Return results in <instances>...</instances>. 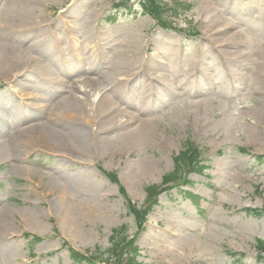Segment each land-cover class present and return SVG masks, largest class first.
I'll return each instance as SVG.
<instances>
[{
  "label": "rangeland",
  "instance_id": "1",
  "mask_svg": "<svg viewBox=\"0 0 264 264\" xmlns=\"http://www.w3.org/2000/svg\"><path fill=\"white\" fill-rule=\"evenodd\" d=\"M140 1L0 0V22H44L0 31L21 48L15 60L40 67L14 82L0 69V264H81L63 239L105 250L121 225L143 264H264V213L246 214L264 210V0H163L191 6L173 21L184 34L158 28ZM188 140L201 167L136 233L106 174L141 206Z\"/></svg>",
  "mask_w": 264,
  "mask_h": 264
},
{
  "label": "trees",
  "instance_id": "2",
  "mask_svg": "<svg viewBox=\"0 0 264 264\" xmlns=\"http://www.w3.org/2000/svg\"><path fill=\"white\" fill-rule=\"evenodd\" d=\"M140 4L143 13L151 16L157 25L160 26V28L166 31L175 29L171 27V22H169L168 18L175 17L177 15V7H168L166 4H163L161 0H142ZM198 157L199 153L197 151V147H195L192 143H187L186 148L174 158V170L172 173L163 177V185L179 179L180 175L182 174V170L186 166H194L198 160ZM106 176L110 179V181L117 183V179L114 174L108 173ZM163 190V188L158 186H150L146 188V206L144 208H138L135 204L131 203V201L127 198L125 191L120 188L119 191L125 199L127 212L133 218L138 229L142 227L146 214L149 212L151 206L155 203V199L158 194ZM252 213L256 215V212ZM125 231L126 227L113 230L110 237V242L112 244L111 247L105 251L97 248L89 256L81 255L68 247L70 258H72L73 262L75 263L86 264H99V262L104 261L108 264H140L136 262L134 253L132 255L128 254L131 253L127 251L129 244L128 242L130 241H127ZM64 246L67 247V244L64 243ZM256 250L259 259H264V255H261L264 254V242L256 241ZM132 251H135V249H132Z\"/></svg>",
  "mask_w": 264,
  "mask_h": 264
},
{
  "label": "bare ground",
  "instance_id": "3",
  "mask_svg": "<svg viewBox=\"0 0 264 264\" xmlns=\"http://www.w3.org/2000/svg\"><path fill=\"white\" fill-rule=\"evenodd\" d=\"M34 1H37V0H34ZM43 23L44 22L41 19H38V18L29 19L25 15H22V18L17 23L12 21V25L9 24L8 20H3L2 22H0V31L5 32V33H13L14 31H16L20 27V28L24 29V32H26V31L31 30V29L43 27ZM59 35L60 36L56 37L55 40H57L58 42L63 41L64 38L62 35H64V34L59 33ZM55 36H57V35H55ZM20 50H21V48L18 49V47L16 45L2 46L0 44V69L1 68H7V69L11 68V69L16 70L17 74H16L15 78H13V82L18 80V77L22 74V72H25V71L39 72L40 71V67L30 68L33 65L38 66V61H39L38 58H35L32 55H27V58L22 57L19 60L14 59L15 54L18 51L20 52ZM129 61L130 60H127L126 63ZM146 61H147L146 57L140 58L139 60H137L135 62V65H139L140 63H144ZM126 63H125V67H127ZM139 70H143V69L139 68ZM144 70L153 71L154 68H150V69L144 68ZM66 71H68V70H66ZM61 102L64 103V101L59 100V101L51 104V107L49 108V112L57 113V114L51 116L54 120H57L58 117L64 116L65 106ZM73 104L74 103L72 101H70L67 105L72 106ZM65 115H67V114H65ZM40 126H42V125H40ZM43 127L49 129V126L47 124H43Z\"/></svg>",
  "mask_w": 264,
  "mask_h": 264
}]
</instances>
